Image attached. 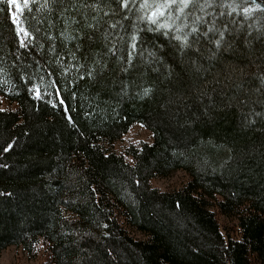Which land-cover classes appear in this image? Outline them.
I'll return each mask as SVG.
<instances>
[{
	"label": "trees",
	"instance_id": "16d2710c",
	"mask_svg": "<svg viewBox=\"0 0 264 264\" xmlns=\"http://www.w3.org/2000/svg\"><path fill=\"white\" fill-rule=\"evenodd\" d=\"M141 2L0 0V255L264 264V0L177 3L161 30ZM135 124L153 142L115 152Z\"/></svg>",
	"mask_w": 264,
	"mask_h": 264
},
{
	"label": "rangeland",
	"instance_id": "374dc122",
	"mask_svg": "<svg viewBox=\"0 0 264 264\" xmlns=\"http://www.w3.org/2000/svg\"><path fill=\"white\" fill-rule=\"evenodd\" d=\"M2 109H15V105L8 104L2 100ZM153 142L152 133L141 124L133 125L123 138L113 145V150L117 153H124L125 149L131 145L140 146L144 143ZM130 161V160H129ZM190 181V177L184 171H174L166 178H158L152 181V186L164 192H171L182 188ZM222 223L228 220L221 217ZM140 237V235H136ZM48 256V245L40 241L36 247V257L31 258L22 247H9L0 255V264H41Z\"/></svg>",
	"mask_w": 264,
	"mask_h": 264
},
{
	"label": "snow or ice",
	"instance_id": "6c2138e0",
	"mask_svg": "<svg viewBox=\"0 0 264 264\" xmlns=\"http://www.w3.org/2000/svg\"><path fill=\"white\" fill-rule=\"evenodd\" d=\"M8 3L11 5L13 3H16V0H8ZM25 3H27V0H25ZM127 3H128V0H123V4L125 7H127ZM177 3H179L180 7L177 8L176 11L183 12L185 8L189 7L190 0H160V2H156V0H142V2L140 3V9L144 12V14L139 16L138 19L153 26V30L171 29L174 27L176 19H179V17H172V14L169 11V9L171 8L172 5H175ZM16 7L19 9L20 7L19 4H16ZM256 7L259 8L260 5L257 4ZM248 11H249L248 8L244 9L245 13H247ZM196 19L199 20L200 17H197ZM165 20H167L168 22H164ZM23 31L24 29L18 27V33L23 32ZM176 31L180 32L181 28L177 27ZM197 31L198 29L195 26L191 28L192 33H196ZM25 35H27L26 32H25ZM222 35L223 34L221 33V36ZM131 39L133 41L132 47L134 49L136 47L135 41L137 39V36L134 34L131 37ZM176 39L182 40L183 46H189L188 45V35L185 34L183 35V37L178 35ZM216 44L217 46H219L220 41L217 40ZM131 55L132 54L129 53V58L131 57ZM148 92H149V89H145L144 95H147ZM9 147H11V145ZM7 150L8 149H5V151Z\"/></svg>",
	"mask_w": 264,
	"mask_h": 264
}]
</instances>
